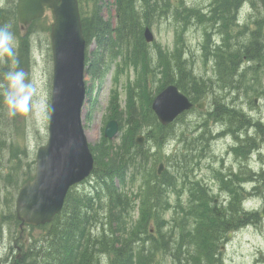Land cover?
<instances>
[{
  "label": "trees",
  "instance_id": "16d2710c",
  "mask_svg": "<svg viewBox=\"0 0 264 264\" xmlns=\"http://www.w3.org/2000/svg\"><path fill=\"white\" fill-rule=\"evenodd\" d=\"M245 1L247 0H211L208 9L198 10L182 0H113L116 20L113 27L100 15L99 4H102V0H78L86 45L88 47L94 42L98 51L89 57L86 53L87 73L100 80L103 76L104 55H108L110 62L114 60V63L120 57L121 63L115 66L121 73L125 68L132 67L139 73V79L135 91L134 87L128 84L125 120L118 112L117 104L113 103L117 95L114 94L111 100L113 112L110 119L118 122L121 136L117 146H111L109 141L102 138L101 146L94 148L96 154H93V176L98 187L94 186L93 194H77L72 188L66 196L62 211L50 224L36 228L28 227L29 231L35 230L38 233L28 239L26 251L20 259L22 264H100L103 259H107L108 264H162L164 258H169L171 264H193L202 260L209 252H192L190 244L207 247L221 235L226 239L229 230H237L248 224L257 226L263 221L258 211H245L242 202L261 190L264 191V164L260 165L258 170L249 165L255 153L260 155L258 147L262 141L259 140L263 139L264 130L250 119L249 114H244L236 106L226 103L229 96H235L243 90L247 94L253 88L260 87L257 68L250 72L251 83L258 85L253 87L247 86L245 71L241 72L238 68L242 54L248 61H264L261 50L264 45V36L261 34L264 22L253 23L259 31L249 33L247 44L241 43L238 32L233 31L236 28L233 25L237 24V11ZM16 2L17 0H3L0 7V25L11 26L16 38L15 59L19 62V68L28 70L32 63L31 36L41 31L48 39L51 19L45 16L21 32L17 21ZM175 3L181 13L174 12L176 26L173 50L158 46L151 49L144 40V28L150 27L155 19L166 17L168 13L173 12L171 6L175 8ZM194 20L201 23L202 27V22L205 21L208 26L204 31L201 47L203 53L214 63L215 69L207 81L194 75L188 60V48L183 40L184 32ZM218 37L219 42L216 41ZM14 67L8 58L0 59V81L3 79V73ZM158 75L162 76L159 91L169 84H174L193 103H197L204 93H210L213 103L209 119L212 116L217 122L224 121L226 135H233L237 140V145L232 147V151L235 155L243 157V162L234 174L233 183H229L230 174L220 175L221 188L233 193L224 208L218 209L212 202L213 197L207 196L204 187L198 182L187 184L190 186L189 199L186 202L179 198L175 202L169 200L173 191L175 194L179 177L173 173L177 169L167 167V164L172 160L176 162L178 158H166L165 170L157 175L155 164L159 159L158 150L166 142L173 140L174 126H161L150 109L152 99L147 82L155 81ZM118 82L116 80V83ZM141 93L147 95L144 100H141ZM139 102L142 104L141 109L137 107ZM3 108L0 103V123L3 121ZM123 125L126 126L124 131ZM141 131L145 134V146L135 143V138ZM250 131H254V134L258 132L261 136L257 138ZM204 134H209L208 129ZM201 137L203 135L199 138ZM5 141L6 138L0 134V148L5 146ZM9 149V171L12 173L20 164L17 154L25 156L26 152L15 142L9 144ZM185 153L187 154L186 151ZM181 159L186 163L185 156ZM142 161L150 164L145 167L146 174H142ZM130 169L134 174L127 180ZM169 170H172L173 174ZM11 173L0 175L2 184L3 181L10 182ZM138 175L143 184L136 193L133 192L129 196L125 189L127 183H135ZM32 178L30 169L25 170L10 193L7 191V185L3 184L6 195H3L5 208L9 213L7 216L0 214V231L3 225L8 227L9 232L11 227L18 224L13 210L15 196L20 186ZM115 180L119 181V187L116 186ZM183 183L187 182L183 180ZM231 185H237L239 193ZM248 187L251 188L249 192ZM191 188L193 190H190ZM136 207L139 214L134 220ZM168 214L172 215L170 222L166 219ZM151 221L153 226L150 225ZM168 224L173 225L172 228H167ZM207 262L214 264L213 260Z\"/></svg>",
  "mask_w": 264,
  "mask_h": 264
},
{
  "label": "rangeland",
  "instance_id": "374dc122",
  "mask_svg": "<svg viewBox=\"0 0 264 264\" xmlns=\"http://www.w3.org/2000/svg\"><path fill=\"white\" fill-rule=\"evenodd\" d=\"M182 1L191 7H196L198 10L208 9L211 3V0ZM245 2L246 3L239 6L237 11L236 21H238L239 24L233 25L236 26L233 31L238 32L239 41L243 44L249 42L250 32L259 31L258 27L253 25V23L264 22V0H247ZM0 3L2 5V0H0ZM171 9L173 12L168 13L166 17L155 19L150 26L154 40L152 44H149L151 49L158 46L165 50H173L174 31L176 26L174 19L176 14L174 12H181L177 10L178 6L176 3L175 8L171 6ZM99 10L102 18L108 20L110 24L115 27L116 20L113 0H102V4H99ZM202 24L203 27L201 23L194 20L193 24L184 32L183 40H185V45L188 48V60L193 68L192 71L194 75L198 79L202 77L207 81L209 77L212 76L215 68L213 67L214 63L209 59L208 55H205L202 51L201 44L204 39V31L208 29V26L205 25L207 24L205 21L202 22ZM261 34L264 36V26L262 27ZM48 39L41 31L33 33L31 36L32 63L30 64V68L28 67V70L24 67H20L28 74V79L34 83L36 88L30 111L23 115L10 117L7 114L6 107L4 106L3 108V124L2 122L0 123V134L6 138V141L5 146L0 148V175L5 176L7 173H11V171H9L11 164L7 159L10 151V143L15 142L20 147H24L26 152L25 156H20L19 153L17 154V157L20 158V164L12 171L11 176H9L10 182L7 183L3 181V184L7 185L8 193L13 191L14 184L25 170L30 169L34 176L36 151L39 147L45 145L48 139L52 71L49 51L50 43ZM216 41H220L219 37L216 38ZM96 48L94 42L88 46V57L90 55L92 56L97 51ZM261 50L264 54V45H262ZM152 56L154 58V54ZM104 58L102 78L99 80L89 74L85 77L87 96L82 111V127L93 154L95 153L94 148L101 146L106 122L112 116L113 111L110 103L114 94L117 95V99L114 100L113 103L117 104L118 112L121 113L123 118L126 116L128 84L134 87L133 89L135 91L136 83L139 79V73L132 67H129L125 68L123 73H121L122 71L118 72L121 74L119 75V82L116 83L115 76H117V72L114 71L113 65L121 63L120 57L116 59L115 63L114 60L110 62L108 55H104ZM243 59L244 54L240 56L238 68L241 69V72L251 65L257 68L260 87L255 84L253 85L251 83L252 76L250 72H245L247 86H258L257 89L253 88V90L247 94L245 90L240 91L235 96H229L226 103L236 106L242 110L244 114H249L250 119L257 122L259 127H262L264 126V66L260 65L258 61L247 62V60ZM150 81L147 82V89L151 99H153L159 91L158 88L161 86L162 76L158 75L155 81ZM146 96L145 93H141V100H144ZM255 99L257 100L256 105L254 104ZM200 102L206 105L203 110L194 108L181 115L177 119L178 121L173 123V140L166 142L163 147L158 150L157 157H159V159L155 164V169L158 168L160 163L166 168V158L172 156L178 158L176 162L172 160L168 161L170 164H167V167L170 166V168L177 169L176 172L173 173L175 176L179 177L177 181L178 185L175 190L177 191V195L174 194L173 191V193L170 194L169 200L175 202L176 199L179 198L182 202H186L189 197L190 185L187 186L184 184L183 180L187 182V184L198 182L200 186L204 187L207 196L213 197V204L220 209L224 208L225 203L231 199L229 196L233 195V193H229L227 190L220 188V184H222L220 175L230 174L231 179L229 183H233L234 174L238 171L241 162H243V157L235 155L232 151V147L237 145V140L233 138V135H226V130L223 126L224 121L217 122L212 116L209 119V113L212 111L211 103H213L210 98V93H204L197 103ZM141 105V102H139L137 106L138 109H141ZM122 127L124 131L126 126L123 125ZM207 129L209 134H204ZM250 133L253 135L254 131H250ZM138 135L144 136V132L141 131ZM200 135H203V137L199 138ZM120 136L121 132L109 141L110 145L113 147L119 145ZM260 141L263 142V139L259 140V142ZM261 144V149L259 150L260 155L255 153L249 161V165L255 170H258L260 165L264 164V143ZM145 145L146 141L144 140L143 146ZM155 150L157 151V149ZM182 156H185L186 163L182 161ZM140 163L141 166L144 164V167H141L142 174H146L145 167H149L150 164L148 162L144 163L143 161ZM5 171L8 172L5 173ZM133 172V170H129L127 173V180L134 174ZM169 172L172 173V170H169ZM185 175H187L186 178ZM92 177L93 178H88L81 183L74 191H76L77 194L88 192L89 194H93L94 186L98 187V185L96 184L95 176ZM140 179L141 177L138 175L135 183L128 181V186L125 189L128 191L129 196H131L133 192L136 193L140 185L142 186L143 183ZM115 183L117 187L120 186L119 181L115 180ZM3 184L0 177V210L3 209L5 203L3 195L6 196L4 194L5 187ZM231 186L239 193L237 185ZM250 189L251 188L248 187L247 192H249ZM190 190H193V188ZM222 190L226 191V193H223ZM262 191L263 190L258 194L252 195L253 198H251L250 202L246 203L245 206H251V209L260 212L261 208L264 206V191ZM236 196L237 195H235V197ZM95 207H97V202ZM4 212L7 214L9 213L8 209ZM138 214L139 209L136 207L133 215L134 220L137 219ZM171 216V214L166 216L169 222ZM152 223L151 221V226H153ZM172 226L173 225L168 224L167 228H172ZM233 231L234 230L227 231V240L223 242V247H225V249L223 250L221 259L224 253V259H226V262H223V264H264V220L257 226L248 224L241 230L234 233ZM37 233L38 231L33 230L31 232L27 228H24L22 231L19 229L18 224L14 225L13 228L11 227L9 232L7 230L3 231V235L0 237V264H22L20 260H16V256L19 254L22 256V254L25 253L27 247H23V244L27 245L28 239L30 237H35ZM14 240L20 248L19 251L13 248ZM161 263L171 264V261L169 258H164ZM100 264H108V260L103 259L100 261Z\"/></svg>",
  "mask_w": 264,
  "mask_h": 264
},
{
  "label": "water",
  "instance_id": "95a60500",
  "mask_svg": "<svg viewBox=\"0 0 264 264\" xmlns=\"http://www.w3.org/2000/svg\"><path fill=\"white\" fill-rule=\"evenodd\" d=\"M49 9L52 14L50 46L52 86L46 145L36 152L34 178L24 183L15 201L20 228L49 223L61 211L71 186L83 181L93 170V157L81 123L85 98L84 60L86 41L83 37L77 0H18L17 16L21 29L40 19ZM152 41L148 29L144 33ZM193 108L190 100L175 85L160 92L151 104L162 126ZM197 108L202 109L203 104ZM117 123L107 124L104 137L117 134ZM142 137L137 143L142 144ZM162 170L159 166L158 173ZM264 219V207L260 212Z\"/></svg>",
  "mask_w": 264,
  "mask_h": 264
},
{
  "label": "clouds",
  "instance_id": "9594fccd",
  "mask_svg": "<svg viewBox=\"0 0 264 264\" xmlns=\"http://www.w3.org/2000/svg\"><path fill=\"white\" fill-rule=\"evenodd\" d=\"M16 38L8 24L0 25V59L8 58L15 67L3 73L0 81V103L10 117L30 111L36 88L28 74L19 68L16 57Z\"/></svg>",
  "mask_w": 264,
  "mask_h": 264
},
{
  "label": "flooded vegetation",
  "instance_id": "af4514ba",
  "mask_svg": "<svg viewBox=\"0 0 264 264\" xmlns=\"http://www.w3.org/2000/svg\"><path fill=\"white\" fill-rule=\"evenodd\" d=\"M247 62H252V60H249ZM260 65H263L264 66V61L263 62H260ZM248 67L250 69L253 68L252 65L251 66H248ZM254 103L256 105L257 101L255 100ZM261 128L264 130V126H262ZM254 136L257 137V138H259L261 135L258 134V132H257V134H254ZM261 145H259V147H258L259 150L261 149ZM224 241H226V239H225V237L223 235H221L218 239H214L213 240V242H214L213 244L208 245L207 247H197V245L194 244V243L190 244V246H191L190 247V250L191 251L205 250V251H208L209 252L208 255L202 257L203 258L202 260L195 261V263H193V264H208L207 261H209V260H213V263L214 264H223V262H226V259H224L225 253L223 255V258L221 259V255L223 253V250L225 249V247H223V242ZM17 249L20 250L19 247H17Z\"/></svg>",
  "mask_w": 264,
  "mask_h": 264
}]
</instances>
